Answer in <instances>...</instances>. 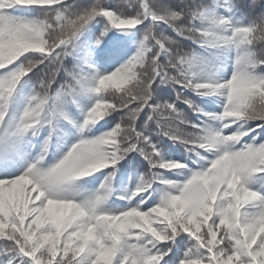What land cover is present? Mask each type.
<instances>
[{
  "label": "snow or ice",
  "instance_id": "6c2138e0",
  "mask_svg": "<svg viewBox=\"0 0 264 264\" xmlns=\"http://www.w3.org/2000/svg\"><path fill=\"white\" fill-rule=\"evenodd\" d=\"M217 4L118 0L114 7L108 0H0V125L18 84L29 73L35 77L22 115L0 130V171L14 166L12 154L21 153L29 133L49 128L41 154L20 174L0 177V264H264V191L254 187L264 185V140L244 139L264 129V0H219L228 15L218 14ZM15 9L36 14L15 15ZM234 9L247 22L234 18ZM93 22L103 23L96 46L113 29H135L139 37L134 54L106 74L90 63L89 52L80 55L81 38ZM110 40L108 58L124 43ZM184 41L230 61V77H218V66ZM169 85L224 98L221 112L203 113L219 127L188 138L161 128L162 135L214 157L177 180L154 170L187 165L165 162L137 128L145 109L158 126L163 118L185 123L175 101L153 100ZM84 94L94 96V103L76 122L67 106ZM176 99L202 111L182 91ZM113 113L120 119L113 116L111 130L91 139L81 135L57 163L42 166L61 121L83 133ZM137 151L149 169L134 191L117 197L130 201L125 207H105L114 172L87 197L70 189ZM153 184L164 185L158 200L149 191Z\"/></svg>",
  "mask_w": 264,
  "mask_h": 264
},
{
  "label": "rangeland",
  "instance_id": "374dc122",
  "mask_svg": "<svg viewBox=\"0 0 264 264\" xmlns=\"http://www.w3.org/2000/svg\"><path fill=\"white\" fill-rule=\"evenodd\" d=\"M116 0H108L109 4H114ZM67 3H72V0H67ZM13 13L16 15L21 14H27L29 17L35 15L36 13L24 10V9H15L12 10ZM186 45H189L191 48H194L196 50H200L206 53H213L214 50H208L205 51L204 49L199 48L196 44H193L191 41H184ZM85 52H89L88 50H84V48H81L80 55L84 56ZM210 59L213 61L215 65L218 66V70H223L222 68H227V63L224 61L223 57H213L211 56ZM92 61L90 56V62ZM32 74L29 73V76L24 77L21 82L17 86V90L15 91L7 110V115L5 117V121L3 125H0V130H2L4 127H7L10 123L14 124L21 116V113L18 114L17 106L13 103L18 101V99H22L23 96H25V102H28L29 95L32 94V88H28V83L35 84V77H32ZM55 87V86H54ZM182 91L183 95L188 96L190 99L194 98L196 100H199L198 95L191 92L190 90H179L174 89L172 86H162L160 89L157 90V92L154 94L153 100L156 102H173L175 101L176 107L178 111L182 114L183 119L185 120V123L178 124L175 120L163 118L161 120L160 125L158 126L157 122L155 120H149L148 116L151 114L149 109H145L143 113L140 115V119L137 121V128L140 131H143L145 135H147L150 138V141L152 144H155L157 148L160 150L161 156L163 157V160L165 162L170 161L168 155H166L167 150H171V152H176L181 157L180 162L187 165L184 169H173L170 171H166V169H158L154 171H158L161 175L164 176H173L174 174L179 175L180 173H183L182 176H180V179H183L189 172L190 169L193 168V160H195V163L199 165H203L207 162V160H211L214 158L212 154L210 153H203L200 150V154L193 157V160L190 159V154H188V151L192 150H199L194 144L191 143H184L182 140H175L169 138V136H164L161 133V128L170 129L173 134L188 138L194 136L196 133L202 129L200 128H193L192 125H195L191 121V116L188 114L186 110V106L188 104L183 103L181 100H177V92ZM216 97H220L224 100L223 97L218 95H213ZM94 96H90L87 94L81 95L77 101L76 104H71L67 106V111L71 117L72 120L76 122H82L84 118V114L86 113L87 109L94 103ZM192 100V99H191ZM25 105L22 106V112L25 109ZM113 116H115V121H118L120 119L119 115L113 113L111 116H106L103 120L99 121V124L102 125V129H96V131H93V128H95L94 125H90L86 129H84L83 133H81L76 127H74L72 124L68 123L67 121H61L56 132L53 134L52 139L49 143V146L47 148L46 153L44 154L43 161L45 163L48 162L49 166L54 165L57 163L63 156L68 152V150L71 148H63L62 146H66L68 144V141L72 142L74 144L81 135L85 136L86 138H95L97 136L102 135L103 133L111 130L112 127H114L115 121H113ZM208 118V117H206ZM209 119V118H208ZM106 121H113L112 123H106ZM196 125H199L196 124ZM220 124L218 121L214 122V126L211 128L219 127ZM210 128V129H211ZM49 128L47 126H44L43 128H40L35 136L31 135L29 133L28 136H26L23 140H28L27 143L30 148L33 147L35 151H38L39 154H41V151L44 147V141L46 137L48 136ZM95 134V136H93ZM259 135V138L264 140V129H257L255 132L250 133V136L245 137V140H250L251 136ZM26 144V143H25ZM25 147V146H24ZM14 157V166L19 164V161L21 159V153L19 155H16L15 153L12 154ZM206 157V159H201V157ZM53 157V158H51ZM59 158V159H58ZM174 160H177V157L174 158ZM47 166V167H49ZM128 170H134L136 169V181L137 184L139 183L140 177L144 175L148 169H149V161L144 158V156L140 152H132L129 153L124 159H122L113 169L112 167L102 169L97 171L96 173L81 178L77 181H75L72 185L77 188H86L90 183L97 184L101 186L102 183H104L105 178L109 175L110 172H114V179L112 180V195H115L119 190V180L121 181L123 172ZM126 174V173H125ZM172 180H175L174 177H172ZM164 188V185L160 184H153L152 189L149 191L151 192L152 196H158L161 193V190ZM111 195V196H112ZM118 195V194H117Z\"/></svg>",
  "mask_w": 264,
  "mask_h": 264
},
{
  "label": "trees",
  "instance_id": "16d2710c",
  "mask_svg": "<svg viewBox=\"0 0 264 264\" xmlns=\"http://www.w3.org/2000/svg\"><path fill=\"white\" fill-rule=\"evenodd\" d=\"M214 10L218 14H222V15H228L229 14V13H227L225 11L224 8L219 7V0H218V4H217V6H216V8ZM231 14L234 16V18L242 20L244 22H247L246 18L244 16H242L240 10L234 9ZM133 31H136V30L134 29ZM126 37L134 39V37H135L134 36V32H132L130 34H126L125 36L122 35V37H120V38L122 40H125L124 38H126ZM137 38L139 39V37H137ZM135 42L137 43L138 40H136ZM136 46H137V44H136ZM221 107H222V105H219V107H218L217 102L212 101V100H205V99L202 100V105L200 106L201 110H203L205 112L206 111L207 112L214 111L215 108H217L215 112H218V108H221ZM193 153H195V151H193ZM28 157H30V155L27 154V158ZM29 162H30V160H29ZM28 164L29 163H27V165ZM27 165L26 166H22V167H18L17 170L7 172V174H9L8 176L15 175V174H20L24 170V168L27 167ZM135 173H136V169H134V170L126 169L123 172V175H122V178H121V183H120V187H121V190L119 192L120 194H122L124 196L125 195H129L132 192V190L136 187V183L134 182L135 181V176H136ZM179 175L182 176L183 173H180ZM254 187L260 189L261 191H264V187L261 186V184H256V185H254ZM88 188L91 189V190L85 191V192H82V193L75 192L77 194L78 198L87 197L88 195H91L92 193L97 191L95 185H91ZM153 197L156 200H158V196H153ZM138 200H139V197H136L135 201H138ZM135 201H131V202H135ZM128 203H130V201L119 200V199H117V197H112L110 202L109 201L106 202L105 207H107V208H109V209H111L113 211H116V210H119V209L125 207L126 204H128Z\"/></svg>",
  "mask_w": 264,
  "mask_h": 264
}]
</instances>
